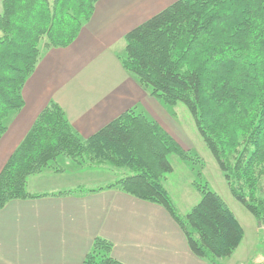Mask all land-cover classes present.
I'll use <instances>...</instances> for the list:
<instances>
[{
	"label": "trees",
	"instance_id": "obj_1",
	"mask_svg": "<svg viewBox=\"0 0 264 264\" xmlns=\"http://www.w3.org/2000/svg\"><path fill=\"white\" fill-rule=\"evenodd\" d=\"M96 1L2 0L0 137L8 115L22 108V87L42 55L71 43ZM124 39V69L164 106H186L233 196L263 219V206L246 198L254 201L252 191L264 175V0H176ZM172 153L190 158L156 121L134 109L82 138L50 101L0 171V208L30 197L27 178L57 156L127 167L133 174L107 187L162 206L190 251L214 264L239 246L243 229L207 186L189 212H177L161 183L173 170ZM111 248L104 238H94L82 264H123L110 255Z\"/></svg>",
	"mask_w": 264,
	"mask_h": 264
},
{
	"label": "crops",
	"instance_id": "obj_2",
	"mask_svg": "<svg viewBox=\"0 0 264 264\" xmlns=\"http://www.w3.org/2000/svg\"><path fill=\"white\" fill-rule=\"evenodd\" d=\"M175 1L98 0L74 41L45 51L24 82L22 108L6 120L0 137V171L50 101L61 107L83 138L130 109L153 119L175 138L166 106L138 84L119 58L125 35ZM92 65L94 76L104 75L88 79ZM64 170L45 169L29 176L27 182L30 177ZM50 177L48 185L40 182L34 192L27 183L30 197L13 199L0 208V264H82L96 237L109 241L110 255L123 264H210L190 251L182 230L162 206L107 187L114 180L60 185L54 182L55 176ZM65 191L70 193L58 195ZM240 225L243 238L239 246L214 264L224 259V264L247 262L234 258L245 237ZM253 260L264 264V254Z\"/></svg>",
	"mask_w": 264,
	"mask_h": 264
},
{
	"label": "rangeland",
	"instance_id": "obj_3",
	"mask_svg": "<svg viewBox=\"0 0 264 264\" xmlns=\"http://www.w3.org/2000/svg\"><path fill=\"white\" fill-rule=\"evenodd\" d=\"M97 1L95 2L94 8L96 7ZM124 52L125 46L124 51L120 52L122 56ZM95 69L94 65L90 67L88 79L96 75ZM99 70H103V66H100ZM103 75L104 74H98L97 77L100 78ZM97 77L94 76V79ZM82 80L86 81L85 79ZM86 83L88 84L89 82L86 81ZM166 108L169 114L172 115L174 124H171L174 129L172 133L175 138L169 135L175 139L179 146H182L181 148L187 151L190 156L189 159H182L179 155L174 153L168 156L173 170L165 174L161 179V183L166 189L172 203L176 210L181 215H184L200 200L203 187L207 186V188L216 192L225 201L231 211H233L235 217L245 230V237L239 250L235 253L234 258H241L242 261H247L245 264H254L253 258L257 255L264 254V218L260 220L255 218L253 214L233 196L222 172L219 170L216 160L197 131L194 120L186 106L183 103H177L174 106H167ZM6 120H8V117ZM177 128L181 133L177 131ZM70 161L72 160L66 157L57 156L54 161L48 164L49 167L45 169H52L56 172L63 168L65 169L64 173H58L57 175H52L56 173H49L45 175L47 177H30V180L28 182L26 181V185L28 183V188L30 187L34 192L36 190V188H34L36 187L35 185H39L40 182V185H42L43 182H45V185H48V181L51 178L50 176H55L53 177L55 178L54 182L60 183V185H76L80 180L83 181L82 184L89 185L90 183L88 184L87 182L89 179H98V182L102 184L112 180L115 182L118 179L133 174V171L127 167H116L108 163H95L94 161L89 162V159L86 157H82V160L78 159L72 161L78 165ZM79 165L81 168L78 167ZM259 179L261 184H259L258 187L256 186L251 194L255 202L247 196L246 199L254 205L257 204L260 209L263 206L264 209V175L260 176ZM28 188L26 187L27 193ZM244 190L245 193H248L246 187ZM259 199L263 201L262 205L257 202ZM225 260L227 259L221 261V264H224V262H226Z\"/></svg>",
	"mask_w": 264,
	"mask_h": 264
}]
</instances>
